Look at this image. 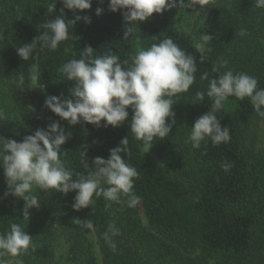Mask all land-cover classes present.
I'll return each instance as SVG.
<instances>
[{"label": "trees", "instance_id": "trees-1", "mask_svg": "<svg viewBox=\"0 0 264 264\" xmlns=\"http://www.w3.org/2000/svg\"><path fill=\"white\" fill-rule=\"evenodd\" d=\"M49 1L0 0V80L6 85V92L0 91L5 115L0 119V136L22 142L37 129L46 130L58 122L65 134H71L61 147V159L74 174L84 176L95 171L96 157L107 160L110 150L128 136V151L122 159L139 173L132 189L139 200L128 207L126 196L123 203H115L94 195L89 208L77 211L73 209L75 192L63 195L34 189L40 207L30 209L29 219H23L24 201L6 195V178L0 168V234L18 223L32 237L30 249L19 257L23 264H54L60 229L67 233L72 264H264V146L257 147L256 132L264 116L254 111L248 98L229 97L216 115L222 128L229 127L230 141L218 146L205 141L199 149L185 143L194 122L210 110V98L205 95L203 101H196L195 96L197 91L206 93L211 79L230 69L256 78L258 88L264 89V8H257L256 0H209L212 5L198 35L207 33L212 39L202 53L176 28L168 11L153 14L125 40L128 25L122 11L110 12L108 0H92L84 14L90 23L84 21L73 38L53 51L36 40L43 35L41 25L46 22ZM98 8L102 9L99 16ZM175 9L185 8L178 5ZM241 29L247 35L241 36ZM165 38L195 57L196 72L189 90L173 98L179 102L172 108L175 124L169 135L154 141L150 149L157 161L130 131L131 108L122 126L105 128L84 123L70 126L45 107L49 96L70 98L73 84L58 69L79 59L86 47H92L94 56L113 53L131 62L136 41L148 48ZM26 43L35 48L22 61L16 48ZM223 61L226 67L213 72V66ZM33 65L41 85L35 89L30 82ZM205 73L208 79H201ZM84 160L89 168L83 166ZM224 162L231 165L228 171L221 167ZM138 204L146 227L138 216ZM89 223L100 263L84 232ZM110 225L117 235L109 231Z\"/></svg>", "mask_w": 264, "mask_h": 264}, {"label": "clouds", "instance_id": "clouds-1", "mask_svg": "<svg viewBox=\"0 0 264 264\" xmlns=\"http://www.w3.org/2000/svg\"><path fill=\"white\" fill-rule=\"evenodd\" d=\"M63 5L60 16L41 25L43 35L41 47L56 50L59 44L69 38V28L83 19L90 23V17L76 15L78 12L90 10L92 0H59ZM102 3L103 0H100ZM209 0H108V9L112 13L122 11L125 25L123 39L133 36L140 23L150 19L153 14H162L179 5V8H195L201 10ZM257 8H264V0H256ZM47 8L49 14L56 10V0H50ZM73 12L75 19L66 20L64 10ZM102 9L96 10L99 16ZM241 36L247 35L241 29ZM212 36L203 34L194 47L203 53ZM35 45L26 43L16 48L22 61L30 58ZM92 47H86L79 59L73 58L64 63L58 72L73 84L69 89L70 98L49 96L45 99V107L52 113L67 121L70 126L80 123L95 127L117 128L128 120L131 108L132 119L130 131L136 140L142 141L147 154L154 141L165 139L175 124V113L172 111L177 100L173 98L187 92L195 81V57L182 50L171 38H165L158 44L148 48H139L129 61H121L120 57L107 53L93 55ZM204 57L201 56V60ZM223 61L213 66V72H220L226 67ZM201 79H208L205 73ZM31 89L38 88L40 77L37 66L30 69ZM24 83V77H20ZM205 95L210 98V110L199 117L190 128L185 143L199 149L202 142H211L213 146L230 141L229 127H221L216 113L223 108L229 97L240 101L248 98L254 111L264 116V89L258 88L256 78L245 73L223 71L217 78L211 79L207 91H197L195 100L203 101ZM197 104V103H193ZM5 115L0 109V119ZM171 118V123L168 119ZM103 121V125L101 122ZM58 122L45 129H37L33 135L26 136L22 142L7 140L0 136V168H3L8 191L6 195L24 201L23 219H29V210L39 209L40 201L33 194L34 189L47 192L55 190L67 195L75 192L73 209L79 211L89 208L94 203L93 196H103L108 202L123 203L122 197H128V207H134L139 198L132 192L134 179L138 178L137 169L129 165L122 154H127L128 136L122 139L120 146L110 150L107 160L96 157L93 160L95 171L88 176L74 174L61 159V147L70 139ZM85 168L89 165L83 163ZM221 167L228 171L230 163L224 162ZM74 175L76 178L74 179ZM102 185H107L104 187ZM92 227L91 223L88 225ZM109 231L117 235L114 225ZM108 238L107 233L105 234ZM32 244V237L18 223H12L10 230L0 234V264H23L19 259L26 254ZM115 250V244H111Z\"/></svg>", "mask_w": 264, "mask_h": 264}, {"label": "rangeland", "instance_id": "rangeland-1", "mask_svg": "<svg viewBox=\"0 0 264 264\" xmlns=\"http://www.w3.org/2000/svg\"><path fill=\"white\" fill-rule=\"evenodd\" d=\"M210 5H212L211 1H209V3L205 6V8H207V9H205V11L204 10L200 11L199 6H197L195 8H191V9H175V8H172L171 10H168V12L172 17L176 28L179 31H181L182 33H184L189 38V40L193 44H195L200 39L198 32H199V29L201 28L203 21L206 17L207 10L211 7ZM62 7H63V5L59 2V0H56V10L51 14H49L46 10L45 20L46 21L53 20V19L57 18L58 16H60V14H61L60 9ZM84 14H86V12L76 13V15H80L81 17H83ZM64 18L66 20H74L75 16H74L73 12L65 9L64 10ZM83 25H84V20L81 19L80 21H77L75 23L74 27L69 28V31H68L69 38H73L76 31L78 29H80ZM139 48H141V46L139 45L138 41H136L135 47H134L135 54L137 53ZM0 91L3 94H4V92H6V85H5L3 79L0 80ZM4 102H6V100ZM256 132H257L258 140H259L257 147L258 148L263 147L264 146V119H261L258 121ZM148 154L153 160L157 161L155 156L150 151L148 152ZM138 216L141 220L142 225L146 227L147 221L144 217V214L142 212L140 204H138ZM60 231L61 232H58V239L55 241V245L57 247H56L55 252H54V264H72L71 256L69 254V246H68V242H67V236H66L67 233L65 231H63L62 229H60ZM84 232H85L87 239L92 243L94 253H95V255H96V257L100 263V255H99L98 247L96 245V240H95V237H94L92 230L90 229V227L87 226L84 228Z\"/></svg>", "mask_w": 264, "mask_h": 264}]
</instances>
